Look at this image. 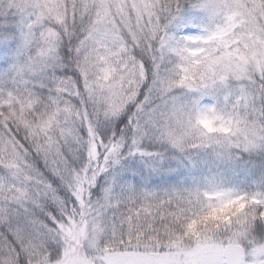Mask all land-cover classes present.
I'll use <instances>...</instances> for the list:
<instances>
[{
	"label": "snow or ice",
	"instance_id": "6c2138e0",
	"mask_svg": "<svg viewBox=\"0 0 264 264\" xmlns=\"http://www.w3.org/2000/svg\"><path fill=\"white\" fill-rule=\"evenodd\" d=\"M0 264H264V0H0Z\"/></svg>",
	"mask_w": 264,
	"mask_h": 264
}]
</instances>
